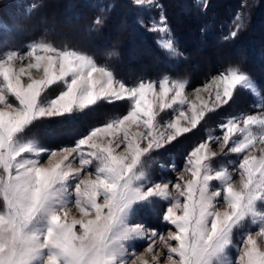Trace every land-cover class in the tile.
I'll return each mask as SVG.
<instances>
[{
    "label": "rangeland",
    "instance_id": "1",
    "mask_svg": "<svg viewBox=\"0 0 264 264\" xmlns=\"http://www.w3.org/2000/svg\"><path fill=\"white\" fill-rule=\"evenodd\" d=\"M130 1L176 59L160 0ZM40 3L0 0V264H264V96L254 77L229 66L203 82L164 74L128 84L54 37L17 39L32 32ZM235 19L223 21L226 34L240 28L241 12ZM61 25L50 31L77 35ZM240 89L248 109L221 117L241 106ZM99 98L127 110L47 143L46 134L53 142L77 129L62 115ZM209 112L215 126L180 163L148 171V151ZM55 116L51 128L32 131ZM141 207L152 217L135 215Z\"/></svg>",
    "mask_w": 264,
    "mask_h": 264
},
{
    "label": "trees",
    "instance_id": "2",
    "mask_svg": "<svg viewBox=\"0 0 264 264\" xmlns=\"http://www.w3.org/2000/svg\"><path fill=\"white\" fill-rule=\"evenodd\" d=\"M102 1L42 0L37 4L36 14H32V32L26 31L17 39L54 37L56 43L87 52L97 63L111 69L118 79L128 84L164 74L197 83L205 81L212 72L238 66L254 77L264 96V0H208L203 8L196 0H160L179 52L176 59L159 46L156 33L148 28L142 17L136 20L130 0ZM43 8L48 9L41 11ZM240 12L243 17L240 28L226 34L223 21H237L235 18ZM61 24L77 35L58 36L50 31L59 29ZM10 36L15 38L12 34ZM6 43L0 39V48ZM224 55L228 57L223 58ZM243 90L238 91L241 106L222 110L221 117L244 113L248 109L251 99L243 98V93H248ZM108 102L106 98H99L92 106L72 111L62 118H38L32 122V131L38 128L36 125L45 130L61 118L64 126H76L77 129L53 142H50L51 135L46 134L47 143L69 142L82 135L86 127L120 115L126 109V105L116 107L113 102ZM211 112L194 129L148 151L144 161L148 171H153L159 162L180 163L195 143L215 126L217 120L213 122L214 114ZM156 172L157 178L163 174L160 168ZM138 210L135 209V215L138 213L140 219L142 216L145 219L152 217L147 209L141 207ZM142 211L144 215H140Z\"/></svg>",
    "mask_w": 264,
    "mask_h": 264
},
{
    "label": "bare ground",
    "instance_id": "3",
    "mask_svg": "<svg viewBox=\"0 0 264 264\" xmlns=\"http://www.w3.org/2000/svg\"><path fill=\"white\" fill-rule=\"evenodd\" d=\"M11 110V109H10ZM10 114V113H9ZM13 115V114H12ZM67 211V210H66ZM141 214H143V211H142V213ZM66 215V214H65Z\"/></svg>",
    "mask_w": 264,
    "mask_h": 264
}]
</instances>
